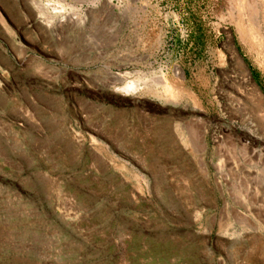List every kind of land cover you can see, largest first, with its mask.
Masks as SVG:
<instances>
[{
  "label": "rangeland",
  "instance_id": "1",
  "mask_svg": "<svg viewBox=\"0 0 264 264\" xmlns=\"http://www.w3.org/2000/svg\"><path fill=\"white\" fill-rule=\"evenodd\" d=\"M0 264H264V0H0Z\"/></svg>",
  "mask_w": 264,
  "mask_h": 264
},
{
  "label": "bare ground",
  "instance_id": "2",
  "mask_svg": "<svg viewBox=\"0 0 264 264\" xmlns=\"http://www.w3.org/2000/svg\"><path fill=\"white\" fill-rule=\"evenodd\" d=\"M244 1V0H243ZM239 3V2H238ZM238 3L236 4V6L238 5ZM247 3V2H246ZM247 5V4H246ZM249 5V4H248ZM242 6V5H241ZM238 8H240V6L238 7ZM242 8V7H241ZM246 8H247V6H246ZM248 8H249V6H248ZM245 9V8H244ZM251 9V8H250ZM242 10V9H241ZM243 11V10H242ZM239 13V12H238ZM239 14H241V12L239 13ZM243 14V13H242ZM244 14H246L245 13V11H244ZM242 17H243V15H242ZM244 17H246V16H244ZM243 20H244V18H243ZM242 21V20H241ZM248 24V23H247ZM247 24H245V25H247ZM251 31V30H250ZM180 136L182 137V139H184V133L183 132H180ZM246 147V146H245ZM247 152V151H246ZM247 154V153H246ZM245 154V155H246ZM246 156H248V155H246ZM251 158V157H250ZM262 162V161H261ZM251 209V208H250ZM249 210V209H248Z\"/></svg>",
  "mask_w": 264,
  "mask_h": 264
}]
</instances>
